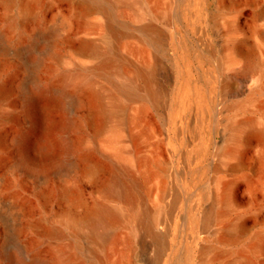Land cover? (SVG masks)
I'll list each match as a JSON object with an SVG mask.
<instances>
[{
	"label": "rangeland",
	"instance_id": "rangeland-1",
	"mask_svg": "<svg viewBox=\"0 0 264 264\" xmlns=\"http://www.w3.org/2000/svg\"><path fill=\"white\" fill-rule=\"evenodd\" d=\"M102 1L0 0V264H16L12 233L22 261L53 264L75 243L90 264H264V137L248 133H264V0H105L116 39ZM111 46L115 67L94 69ZM130 78L136 94L118 91ZM97 205L116 214L103 227L87 213Z\"/></svg>",
	"mask_w": 264,
	"mask_h": 264
},
{
	"label": "bare ground",
	"instance_id": "bare-ground-1",
	"mask_svg": "<svg viewBox=\"0 0 264 264\" xmlns=\"http://www.w3.org/2000/svg\"><path fill=\"white\" fill-rule=\"evenodd\" d=\"M112 1H113V3H117V4H130V3L132 4L133 2L137 3L138 0H112ZM102 4L100 5V7L102 9H104L106 11V13L108 14V21H107L108 32H109L111 38L116 39V37H118L122 33V31H121L122 29L119 28V27H115L111 23L112 20H111V14H110V4L107 3L105 0L102 1ZM163 10H165L167 12V10H169V9H168V7H166ZM163 13H165V12L163 11ZM153 27L151 25H147L146 24V25L142 26V29L145 30V31L150 30L152 32H155ZM82 43H83L84 46H89L90 47V43L88 41L82 42ZM50 44H52V43L50 42ZM0 49H3V42H2L1 34H0ZM110 54L113 55L114 57L117 56L114 46L110 47L109 53L104 54L103 58L101 60H99V62L96 64V66H94V69H96V70H104V69L114 68L115 67L114 62H115L116 59L112 58V56ZM28 63L30 65V70H31V74H30L31 75L30 76V83L31 84L29 86V90L27 92L26 97H27L28 104L31 105V103L33 102L34 96L37 95L40 92H39V89L37 87V83H36V80H35L36 78L34 77L35 75H33L34 69L36 68L37 61H36V59L33 56H29L28 57ZM134 77H138V78L140 77L141 79L146 80L149 77V73L147 71H145L143 68L137 67V68L134 69ZM58 78H59V80H63V75H59ZM133 79L130 78L125 85L118 86V91H120L121 93L127 94V95L136 94V91H137L138 87H137V85H135L136 83H133ZM76 87L78 89L80 88L79 85H76ZM5 91H6L5 87L0 85V99L4 95ZM83 91H84V94L89 98L90 101L91 100H93V101L96 100L95 97L97 98V93L95 91H93L90 87H86ZM49 92H50V97L52 98V101L55 102V103H58V104H60L62 102V99L65 97V94H66L62 90H58V91L49 90ZM76 101H77L76 99L71 100L72 103H76ZM92 109H93L95 114H98V115L100 114L103 117H104V115L106 113L99 104H98L97 107H94ZM45 111H46V108H45ZM64 126H66V124H64ZM249 127H250V125H249ZM249 127H246V128H249ZM245 130L247 131V129H245ZM248 133L249 134H257V135H260L261 137H264V133L255 131V129H250L249 128V132ZM17 143H18L17 145H18V148H19V150L18 149L17 150L20 151V153H21V163L22 164L26 163L27 160H26V156H25V154H26L25 151L26 150H25V147H24V144H25L24 137L23 136H18ZM57 143H59V145L64 150L68 149V147H69V143L65 139L59 138L57 140ZM54 144H55V142H54V140H52L50 138L49 133L47 131V128L46 127L43 128L41 133H40L38 142L36 143L37 148L39 149L38 151H40V153H42L44 155L48 154L50 151H52V147L54 146ZM120 178L117 177V179L114 181V184L116 185L117 188L114 189L113 192H115V195L127 197L126 194H127L128 191L126 192V188L124 187V185L122 183V181H124V180H120ZM125 179H127V178H125ZM128 180H129L130 183L133 182V184L135 182L132 178H131V180L130 179H128ZM128 184H126V187H129V186H127ZM135 186H133V187H135ZM110 190H112V189H110ZM168 203H169V201H168ZM87 213L89 215V218L91 219V225L92 224H94L95 226H100L101 225L102 227L105 226V224H106V221H105L106 217H110V218H115L116 217V214L113 211H111L108 208H106L104 205H97L94 208L88 209ZM170 213H172V210L170 211ZM166 218H167V216H166ZM169 218H170V216H169ZM167 219H165V221H168ZM153 220L158 221L159 218L153 216L152 217V221ZM137 221L139 223H143L144 220L141 217H137ZM144 226H145V228H147L146 224H144ZM48 228L49 227H47L46 229H48ZM241 228H242V226L239 225L238 229L241 230ZM235 229H237V228H235ZM49 230H50L51 235L54 236L55 238H61V237L64 236V233H62V231L57 229L56 227H51ZM228 233H229V231H228ZM232 233H233V231H232ZM96 235L98 237H102L104 235L103 230H102V232H100L99 234H96ZM7 246H8V248H7V250L4 251V256L6 255L7 259H9V262L13 261L16 264H47V262H48V260L46 258L39 257V256H32L28 260L22 261V254L24 252V248L15 241V233H12L8 237ZM71 247L73 249V252L67 258H64L62 256L61 251L54 250L53 254H52V257H51V262L53 264H60L63 259H66L63 264H90L89 262H87L83 258V254L81 253V251L79 250V247L75 243H72ZM93 259H94V261H96V260L99 261L97 256H93Z\"/></svg>",
	"mask_w": 264,
	"mask_h": 264
}]
</instances>
